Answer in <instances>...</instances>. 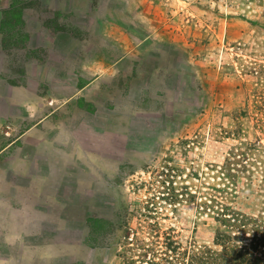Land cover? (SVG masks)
Listing matches in <instances>:
<instances>
[{"label": "rangeland", "instance_id": "obj_1", "mask_svg": "<svg viewBox=\"0 0 264 264\" xmlns=\"http://www.w3.org/2000/svg\"><path fill=\"white\" fill-rule=\"evenodd\" d=\"M0 114V264H264V0H0Z\"/></svg>", "mask_w": 264, "mask_h": 264}, {"label": "crops", "instance_id": "obj_2", "mask_svg": "<svg viewBox=\"0 0 264 264\" xmlns=\"http://www.w3.org/2000/svg\"><path fill=\"white\" fill-rule=\"evenodd\" d=\"M15 105L17 106V105H19V106H23V102H15ZM1 116H0V123L2 122V117H3V115L2 114H0Z\"/></svg>", "mask_w": 264, "mask_h": 264}]
</instances>
